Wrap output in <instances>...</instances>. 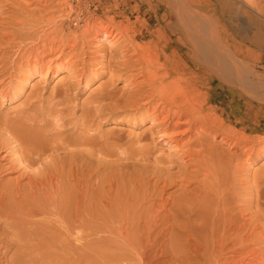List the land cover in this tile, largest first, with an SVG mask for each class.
<instances>
[{"label":"bare ground","instance_id":"bare-ground-1","mask_svg":"<svg viewBox=\"0 0 264 264\" xmlns=\"http://www.w3.org/2000/svg\"><path fill=\"white\" fill-rule=\"evenodd\" d=\"M31 1L28 4L26 2L21 4L22 2L11 0V3H16L15 14L12 11L4 22L0 21L2 26H8L7 31L3 30L5 33L1 34L2 31L0 33V51L6 50L7 47L13 48V52L1 51L0 53V82L4 83V79L7 78L9 81L15 78L26 81L29 75L35 74L37 71L41 73L42 70H45L47 73L53 64V59L64 55V51L69 49L74 52L71 56L73 60L69 61L67 58V61L59 62L57 66L60 69L63 66L61 64H65L66 70L71 71V73L68 71L71 74V79L68 80L64 98L59 99V96L51 98L54 107L60 106L68 95L66 94L67 90L72 89L71 87L75 89L83 79H86L89 66L94 67L100 64L101 68L105 62L106 65L110 64L111 55H113H110L111 49L120 50L121 53L119 51L118 54H121L120 58L125 56V60L121 62V66H113V69L110 70V76L109 74L108 76L111 83L107 82L106 86H111L116 79H119L118 77L124 76L128 70L133 69L137 70V73H130L133 81L130 79L129 85L131 84L132 87L127 88L126 94L123 95L124 99L120 98L123 99L121 101L115 98L113 92L115 89L109 91L106 89L105 94H97L100 96H96V98L94 96L95 99L92 98L94 106L92 107L97 111L96 114L92 109L94 115L103 114L100 109L103 105H100L101 99H112L114 96L113 104L108 105L111 110L116 108L133 109L136 112H142L140 114H143L151 122L145 136L149 142L142 149L143 155L149 154L155 143L162 141L164 145L169 146V152L173 156L181 158L180 161L183 159L187 165H184V162L182 165L185 167L180 165L184 171L183 173L180 170L182 173L180 175L184 174L181 177L183 179L179 176L177 178L180 180L174 178L177 179L175 181L171 180L172 176L169 180L166 176V179H161L162 176H159L161 180L159 177H157L158 179L153 177L155 179L153 182L149 179L153 183L150 184L153 191L150 190L151 188L149 190L152 192L146 190L143 196L144 205L140 202L142 212L149 213L148 217L144 216L145 221L142 213L143 220H140V224L141 221H145L143 226H138L139 229H134L135 231L127 227L128 231L135 233L127 232L123 237L126 244L133 250V253L131 252L133 255H130L132 259L134 257L136 259V261L134 259V264H264V176L254 177L250 181L249 176L247 177L245 174L248 172L246 170L251 165V161L264 153V137L249 134L254 131L255 126L250 125V122L245 119V114L248 113L241 112L242 105L237 104L236 107H233L229 103L230 107L234 109L231 114L226 111V107L218 109L216 104L207 105L214 95L210 94L207 89L203 91L200 85L202 79L216 80V82L228 85L238 84L240 87L248 88L251 86L256 88L258 82L250 80V70L244 65V55L248 52V46L245 42L232 40L230 34L220 23V19L216 20L217 25H215L214 14L206 10L212 5V0H163L164 12L160 15L162 24L164 23L167 27L170 23L176 25L175 33H180L191 46V53L188 57L181 54L176 48L172 49L169 55L166 54V43L159 46V40L165 37L166 32L161 27L162 25L156 26L150 31L151 38L147 42L142 44L136 42L135 37L138 34L133 23L134 20L132 21L130 13L121 12L117 4H115L114 12L105 7L107 15L103 19L96 15L97 7L93 11H89L87 5L85 7L81 5L80 0H75V2L74 0ZM213 1L218 3L223 11L227 8L236 10L234 7L236 3L233 0ZM248 2L249 8L255 14L264 17L261 12L264 0H258L257 3L254 0H248ZM5 6V10H7L8 7ZM56 7L60 11L66 12L62 13L59 19L55 17ZM240 11L244 12L248 18H256L253 13L250 14L241 7ZM12 13L14 16L10 18ZM1 16L3 15L1 14ZM2 18L1 20L4 19ZM117 18L120 20H116ZM210 25L215 26V29ZM67 27L68 32L66 31ZM255 34L249 38L251 42L258 41ZM242 39H247V37L244 36ZM107 53H109V60L106 58ZM74 63L77 68L72 66ZM59 65L61 66L59 67ZM102 67L104 66L102 65ZM128 79L129 76L127 81ZM60 97L62 96L60 95ZM231 101H233V97ZM52 102L50 101L51 105H48L52 106ZM243 103L246 104L245 101ZM98 105L100 106L98 107ZM102 108L105 110L107 107ZM52 110H54L53 114H58L60 111L57 108H51ZM51 111H48L49 114ZM108 112L110 113V111ZM34 119L36 118L34 117ZM19 122L22 121L19 120ZM19 122L17 121V123ZM42 122L41 125H44ZM45 123L47 124L46 120ZM51 123L54 125L55 121ZM22 124L19 126L15 123L14 125L19 126L17 127L19 131L25 130L24 135L21 136V132V135L16 132L20 138L12 134L11 141H9L10 143L13 141L15 146L19 147L16 146L19 155L14 158L12 154L11 157L22 166L18 167L14 164L15 166L12 167L13 163H8V159L11 157H8L7 160L4 157L6 151L4 154L2 153L3 155L0 154V264H102L96 258L99 252L97 247L92 249V253L91 251L85 253L82 252L85 247L82 249V247L68 243V236L71 233L68 232V211L65 209L67 201L63 204L64 207L63 205L59 206L60 203L58 204L57 200L60 198L56 200V196L49 195V200L41 202L44 195L40 196L39 192L42 191L41 194H43L44 190L47 191V186L52 187L53 180L50 175H45L47 172L44 174L45 171H42L43 168L40 166L41 170L36 169V173H34L37 161L46 158L44 155L46 151H51L54 156L51 155L56 161L55 153L60 155L59 151H63V154H68L69 146L76 140L75 137L80 135L70 138L68 131H63L67 129L62 127L61 132L58 131L55 136L53 133V138L49 136L50 138L46 141L41 125L30 122L28 127L27 123L23 128L21 126H24V122ZM61 126L60 124L59 129ZM46 128L48 127L46 126ZM5 129L9 132L7 128ZM32 129L34 131H31ZM11 132L9 133L11 134ZM86 134L81 131L78 140H83L82 135L86 137ZM25 136L26 148L25 144L23 145L21 142L23 141L21 138ZM142 137H136V141ZM1 138L3 136L0 137V140H2ZM4 138L6 140V137ZM93 139L94 137L91 136L88 139V141L91 140L90 142L86 138L81 141L84 142V145L88 142L92 147H95L94 144L97 143V140L95 139L96 142L94 141L93 144ZM79 141H77L78 145ZM6 144L9 146L8 142ZM80 144L82 145L81 142ZM20 145H23L24 148ZM73 145L71 147L78 146ZM11 146H13L12 143ZM87 146L82 150L85 153H87L85 150L88 147L90 151L91 146ZM4 147V145L0 146V150ZM12 148H10L11 151H16ZM42 156L43 158H41ZM49 159L51 160V158ZM43 161L41 160V164L45 163L48 170L47 163H43ZM55 166L52 167L54 174L56 172L54 169H57ZM170 166H172L171 163ZM177 167L179 166L177 165ZM168 169L170 168L168 167ZM20 170L22 171L20 172ZM18 171L20 172L19 176L15 173ZM41 171L46 177H40ZM14 173L17 175H14L15 178H13ZM171 174L173 173L171 172ZM6 175L8 178L5 177ZM24 176L26 182L24 179V181L20 179ZM146 178L148 179V177ZM20 180L25 184H21ZM60 186L62 187V184ZM167 186H171L172 190ZM141 199L140 196L139 200ZM134 201L137 202V200ZM59 207L62 208L61 213ZM138 218L139 216L133 218L135 226L138 225H136ZM175 219H177V224ZM80 244L86 246L85 243ZM113 263L115 264V261L108 264Z\"/></svg>","mask_w":264,"mask_h":264},{"label":"rangeland","instance_id":"rangeland-1","mask_svg":"<svg viewBox=\"0 0 264 264\" xmlns=\"http://www.w3.org/2000/svg\"><path fill=\"white\" fill-rule=\"evenodd\" d=\"M27 1L29 0H15V2H18V3L22 2L21 4H24V2L27 3ZM69 1H73V0H69ZM233 1L236 3V5H234L236 10L234 9L229 10V8H227V9H224L223 11V8L221 9L220 5L218 3H214L213 0H212V5L209 6L210 8L208 7V9L206 8V10H209L210 13L214 14V19H213L214 22L220 19L219 20L220 23H222L224 28L230 34L232 40L236 42H241V41L245 42V44L248 46V52L246 53L247 55L246 54L244 55V65L246 66L248 70H250V74H249L250 80H252V82L257 81L258 86L256 88H252V86L250 88L246 86L240 87L238 86V84H234L235 86L233 84H229L230 85L229 86L228 84H223L218 81L216 82V80L209 81L205 79L201 80L200 85L203 91L207 89L210 94L214 95L213 98H211L208 101L207 105L216 104L218 109L226 107V111L230 114L232 113L234 109L230 107L229 103L232 104L231 106L233 107H236L237 104L242 105L241 112L244 113L246 111L248 113V114H245V119H247V121L250 122V125L255 126L254 131L250 132L249 134H251L252 136L258 135V136L264 137V17H262L261 15L255 14L254 11H252L249 8L248 0H233ZM254 1H256V3L258 2V0H254ZM31 2L32 1L30 0L28 3H31ZM98 2H100V4H98ZM8 3L12 5L9 6L10 4L8 5ZM80 3H82L81 5L82 6L84 5V7L87 5V8L89 11H93V9L97 7L96 15L100 16L103 19H105L107 15L105 7H107L109 11L113 10L114 12L115 4H117L121 12L126 11L130 13L132 21L134 20L133 23L135 24L136 33L138 34L136 35L135 40L136 42H139L141 44L147 42L151 38V35L149 34L151 30L156 28V26L162 25L161 27H163V30H165L166 32H165V37L159 40V43H160L159 46H162L165 43L167 44L165 48V53L169 55L172 49L176 48L181 54L183 55L185 54L186 57L190 56L191 46L184 40L183 36L180 33L179 34L175 33L176 25L173 23H170L169 26L167 27L164 23L162 24L160 15L161 13L164 12V1L163 0H84V1L80 0ZM5 5H7L8 7L7 10H5V7H6ZM2 7L4 10L2 9ZM15 7H16V3H11V0H7V2L6 0H0V21L4 22L5 19L10 15L12 11L15 14L14 12ZM240 7L241 9L243 8L244 10H247L248 12H250V14L253 13V16L255 15L257 19L248 18L244 14V12L240 11ZM261 12H262V15H264V7H261ZM13 13L10 18L14 16ZM62 13H66V12H62L59 10V8L56 7L55 17L57 19H59L60 16H62ZM1 14L3 16H1ZM1 18L3 20H1ZM258 18L259 19L262 18V19L259 20ZM116 20H120V19L117 18ZM212 25H210V27H213ZM215 25H217V21L215 22ZM0 26H2L1 23H0ZM214 27L213 29H215ZM7 28L8 26L0 27V33L1 31H2L1 34L5 33L3 32V30L6 29L7 31L8 30ZM66 31L68 32V27ZM253 33L254 34L256 33L255 35H257L258 37L257 42H251L249 39L251 36L254 35ZM244 36H246L247 39H242V37L244 38ZM108 47L111 48V46H108ZM79 48L81 49L80 46ZM5 49L6 50L3 49L1 51L2 52H5V51L13 52V48L11 49V47H7ZM119 51L111 49L110 55L113 54L111 55L112 60L110 59L111 65L110 64L106 65L107 63L105 62L104 64H102L104 67H102L101 65V68H100V64L95 65L97 68L95 66L94 67L89 66L90 69L86 73L87 77L85 80L83 79L85 83L82 80V82L78 84L77 87H75V89L71 87L72 89L67 90L66 94H68L69 96L67 95L65 97L64 102L60 106L54 107L53 106L54 102H52L51 98L53 96L55 98L59 96V99L64 98L63 97L64 92L68 87V80L71 79L70 77L71 71L68 70L70 72L69 73L66 70L65 64L60 63L61 65H63V66L59 65V67L61 66L60 69L57 66L59 62H64L65 60L67 61V58L69 61L73 60L71 56H73L74 52H71L69 49H66L64 51V55L62 56L60 55V57L58 58L52 57L56 59V60L55 59L53 60L56 61L57 63L53 61V64L47 70V73H45V70H42L41 73H38L39 71H37L35 73L36 75L35 74L29 75L26 81L15 78L14 80H11L12 81L11 82L7 78L8 80L4 79L3 81L4 83L0 82V129H1L0 137L1 136H3V138L6 137V140L4 138L3 143H2L3 138H1L2 140H0L2 143V144L0 143V146L2 145L5 146L3 148L4 150L1 148L0 154L3 155L4 152L6 151L4 154L5 155L4 157H6V160L8 159V157H11L12 154L14 155V156L12 155V157L14 158H16L15 156L19 155V151L16 150L17 145L15 146L13 141L11 142L13 146L10 147V144H11L9 142L11 141L10 136L13 134L14 136L16 135L17 138L18 137L20 138V136L17 135V133L20 134V132L22 134L20 135L23 136L25 133V130H22V129L25 127L27 123L28 124L26 126L28 127V125H30L29 124L30 122L31 124H34L35 122V124L41 125V122L44 120L42 122V124L44 125H41V128L44 131L43 136H45L46 141H48V139L52 137L53 133L55 136V133L57 134L58 131L61 132L62 127H64L63 129L65 128L67 129L63 131H68L67 133L69 134L68 136L70 138L71 137L74 138L76 135L81 136V131L82 132L84 131L85 134L86 133L87 134H86V137L85 135L84 136L82 135L83 140L86 138L88 141V139H90L91 136L94 137L93 144L97 140V143L95 144H98V145L94 144L95 147H92L91 144H88V142H90L91 140H89L88 142L86 141L87 144L84 145L83 144L84 142H82L83 141L82 139H81L82 141L80 139H79L80 141L78 140L80 136L77 138L75 137L76 140L74 139L75 141L72 142L71 145L69 146L71 149L68 148V154H63L62 153L63 151L62 152L59 151L60 155H56L55 153L57 162L55 161V158L53 157L54 155L52 154L51 151H46L44 153L46 158H43L44 156L43 155L41 158L45 160L44 161L43 159L41 160L43 161V163L44 162L47 163L46 165H48V170H47V166L44 165L45 163L41 164L40 159L37 161L36 163L37 165H35L36 167L34 168L33 166V168H34V173H36L35 172L36 169H40L39 168L40 166L41 168L44 169V170L42 169V171H45L44 174L47 172L45 175L46 176L50 175L53 180L52 187L47 186V188L45 187L47 191L44 190L43 194H41L42 191L39 192L40 194L38 193L40 196L44 195L43 198L40 197L42 198V201L40 200L41 202H43V200L44 201L49 200V195L51 196L54 195L53 197L56 196L55 197L56 200L60 198L59 200H57L58 204L60 203L59 206L63 205L65 201H67V205L65 209L66 211H68V230H69L68 232L71 233V234L69 233L70 236H68L70 238V239L68 238V243L70 242L72 243L73 246L82 247V249H84L83 247H85L84 251H82L85 253L89 251H91L92 253V249L97 247V251L99 252L96 258H98L102 264L104 262L108 264L114 261H115V264H118V263L119 264H134L135 263L134 262L135 257L134 259H132V256L130 255L133 253V250L126 244V240L123 237H125V234L127 232L135 233L134 231L139 229V227L143 226V224L146 221L145 218L148 217L149 213L147 214V212L145 211L142 212L141 210L142 208L141 204L144 205V201H143L144 193L146 192V190H149L150 188H151L150 190L153 191V188L150 184H153L152 182L155 179H158L157 177L159 176L160 177L162 176L161 179H164V178L166 179L167 177L168 180L172 176L171 177L172 179L171 178L170 179L173 181L177 180L178 176L179 178L183 177L184 174L183 176L180 175L182 174L181 172L183 171L181 167L186 165L183 159L182 161H180L181 158H178L177 156H173V154L169 152V146L166 144L164 145L162 141L156 142L155 145L150 149V153L147 155H143L142 149L145 147L144 145L149 142V140L145 138V136L147 135L146 131L148 130V128H150L149 127L151 124L150 120L147 119L143 114H140L142 112L139 113V112L134 111L133 109L123 108L121 110V108L120 109L118 108L119 109L118 110L116 108L117 110L116 109L111 110V108L109 107L114 102V98H113L114 96L116 99L123 98L124 97L123 95L126 94L127 88L129 89V87L130 88L132 87L131 84L129 85L130 81L131 80L133 81V78L130 73L132 72L133 74L137 73V70L135 71L133 69L128 70V72L125 71L126 73L124 76L122 75L123 77L122 76L118 77L119 79H116L114 81V83L112 84L114 86L112 85H111L112 87L110 85L106 86L107 82L108 84L111 83V81L109 80L110 70L113 69V66H116V65L121 66L120 65L122 64L121 62L125 60V56L123 58L122 57L120 58L121 51L118 54ZM68 52L71 54H69ZM65 53L68 54L69 57ZM108 55L109 53H107L106 55L107 59L109 58ZM74 64L72 66L74 68L75 67L77 68L76 64L75 66ZM128 76H129V79L127 81ZM208 82H210V84H208ZM106 89L108 91L110 89L111 90L115 89L113 91L114 96L112 97V99L111 98L101 99L102 101H100L101 102L100 105L103 104L101 105L102 107H105V108L107 107L110 109L105 111L107 108L106 109L104 108L105 110H103V108L101 107L100 109L103 111V114H100L99 116L94 115L93 112L95 111L94 110L95 108L93 109L92 107L94 106V104H92V102L94 101L93 99H95L96 96L98 97L101 94H105V92H107ZM59 93L62 97H60ZM97 94H100V95H97ZM232 97H233V101H231ZM123 99H120V101ZM50 101L52 102V106L54 108L50 106L51 105ZM244 101L246 102V104L243 103ZM100 105H98V107ZM228 105L229 107H227ZM50 107L52 109H55V108L60 109L59 113L58 114L54 113L55 114L54 115L52 113L54 112V110L51 111ZM89 107L91 110L89 109ZM48 111H51V114H49L50 112ZM108 111H110V113ZM95 112L97 114V111ZM34 115H37L38 118L37 116H34ZM40 115L42 116V118H39L41 117ZM48 115H50L51 117L52 116L53 117L57 116V117L51 118ZM87 115H89L88 118H87ZM28 116L30 117L28 118ZM32 117L33 119H31ZM34 117L36 119H34ZM24 119L28 121L30 119L31 120L25 123L26 120L23 121ZM19 120L24 122V126H21L23 127L21 129L22 131H19L17 129V127H19L20 125H23L22 122L21 123L19 122ZM45 120L47 124L45 123ZM5 121L8 122V125H7V122ZM17 121L20 124L17 123ZM54 121L55 123L53 125V123L51 122H54ZM1 123L3 124L1 125ZM15 123L16 125L18 124L19 126L16 127L14 125ZM59 123L62 125L60 127L61 130L59 129V125H60ZM55 125L56 127H54ZM46 126L48 128H46ZM82 126L84 129L82 128ZM4 127L7 128L9 132L12 131L11 134L7 132ZM52 130H55V132H52ZM31 131H34V130L32 129ZM144 131L145 133H143ZM46 133L50 135H47ZM7 134H10V135L7 136ZM88 135H91V136H88ZM26 136L24 138H21V140H23L21 142L23 143V145L25 144L24 145L25 148L27 144L26 142H24L26 141ZM138 136H143V137L142 139H139L138 141H136V137ZM6 141L8 142L9 146H7ZM77 141H79V145ZM80 142L82 143V145L80 144ZM73 143H75L78 146L71 147ZM75 144L73 146H76ZM23 145H20V147H23ZM87 145L91 146L90 151L88 150L89 147ZM6 146L10 148L13 147L12 149L16 150L14 151L16 155L13 151H11L10 148L8 149ZM86 146L88 147L85 150L87 153L82 151L84 150V147L86 148ZM17 148L19 147L17 146ZM93 149H96V150L94 151ZM97 149L99 150V152ZM2 150L3 152H1ZM10 151L11 153H8ZM61 154L63 155L61 156ZM12 157L11 159L10 158L8 159L9 164L13 163V165L11 164L12 167L15 165L18 167L22 166V164L19 165V163H17L18 161H15L16 159ZM48 157L51 158L52 161ZM57 158H60V159L57 160ZM10 160L13 162H11ZM177 160L180 161L181 164H179L180 162H178ZM182 162H184V165H182L183 164ZM170 163L172 166H170ZM40 164L43 166H41ZM54 165H56L55 167H57V169L56 168L54 169L56 171L55 174L53 172ZM177 165L179 167H177ZM49 166L50 168L53 167L51 169L53 173L51 172ZM168 167L173 170L168 169ZM22 170H20V172ZM169 170L170 172H168ZM164 171H167V172H164ZM246 171L248 172H245V174L247 175V177L249 176L248 178L250 179V181L254 177L261 178L262 176H264V153L260 154L257 158L252 160L251 165ZM20 172L18 171L15 173H17L19 176ZM60 172H62L61 175H60ZM171 172L173 174H171ZM15 173L13 174V178H15L14 177ZM44 174L42 172L40 177H46L44 176ZM53 174L55 175V177L53 176ZM176 174H179V175L176 176ZM11 176H9V178H11ZM5 177L8 178L7 175ZM146 177H148V179ZM174 178H177V179H174ZM20 179L22 180L24 179L26 182L25 176L24 178L22 177ZM54 179H55V182H54ZM60 179H62L60 181L61 183L59 182ZM149 179H151L152 182H150ZM22 180H20L21 184H25V183H22L24 181ZM61 184H62V187L60 186ZM146 186H149V187H146ZM167 188L171 189V186H167ZM50 189L52 190L49 192ZM140 196L142 198L141 200H139ZM134 200H137V202ZM133 204L137 207V209ZM59 208H60L59 212L61 213L62 208L61 207ZM138 210H140L141 213ZM142 213H143V219L145 221L144 222L141 221V224H140V220H143L141 217ZM138 216H139L138 220L134 219L135 221L137 220L136 225L138 224L137 226H135L133 218L134 217L137 218ZM179 218H178V222L180 220ZM176 220L177 219H175V223L177 222ZM127 227H129L128 229L130 230H134V229L135 230L128 231ZM123 232H124V235H123ZM80 243H85L84 245L86 246H81L82 244ZM130 259H132L133 261Z\"/></svg>","mask_w":264,"mask_h":264}]
</instances>
